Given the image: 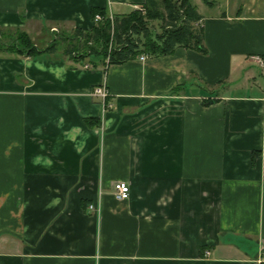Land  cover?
<instances>
[{"label":"crops","instance_id":"crops-1","mask_svg":"<svg viewBox=\"0 0 264 264\" xmlns=\"http://www.w3.org/2000/svg\"><path fill=\"white\" fill-rule=\"evenodd\" d=\"M144 3L0 0V26L71 33ZM198 3L205 54L0 52V264H264V0Z\"/></svg>","mask_w":264,"mask_h":264},{"label":"trees","instance_id":"trees-1","mask_svg":"<svg viewBox=\"0 0 264 264\" xmlns=\"http://www.w3.org/2000/svg\"><path fill=\"white\" fill-rule=\"evenodd\" d=\"M141 8L114 14L110 19L103 8L93 7L90 10L93 24L89 29L76 27L71 33L61 32L42 49L36 48L24 30L0 26V52L36 56L56 52L61 44L65 55L73 58L97 55L108 63H123L141 53L169 55L180 46L207 53L199 23L202 16L191 0H145ZM96 14L101 15L98 21H94ZM154 21L158 30L152 25Z\"/></svg>","mask_w":264,"mask_h":264},{"label":"built area","instance_id":"built-area-1","mask_svg":"<svg viewBox=\"0 0 264 264\" xmlns=\"http://www.w3.org/2000/svg\"><path fill=\"white\" fill-rule=\"evenodd\" d=\"M142 9V8H138ZM110 19H112V15H108ZM101 19V15L96 14L94 17V21H98ZM149 55L145 53L139 54L140 60H145ZM251 59L261 68H264V58L259 55H251ZM91 95L100 97L103 101L109 96V92L105 86V84H99L93 87L91 91ZM108 105V104H107ZM114 195L117 199L123 200L126 199L129 195V184L123 180L116 181L113 185ZM93 206H90L92 208Z\"/></svg>","mask_w":264,"mask_h":264},{"label":"rangeland","instance_id":"rangeland-1","mask_svg":"<svg viewBox=\"0 0 264 264\" xmlns=\"http://www.w3.org/2000/svg\"><path fill=\"white\" fill-rule=\"evenodd\" d=\"M191 1H192L193 5H195V4H197L199 6L202 5V4L198 3V0H191ZM219 9L220 8H217L216 6H213L210 9L207 8V10L209 12H216V11H219ZM152 25L154 26L155 30H158V26H157V22L156 21L152 22ZM53 28H55V29H53L54 31L53 30L51 31V28H50V31H49V30L45 29V27H44V32L41 35H37V34H33L32 36L29 35L30 38H31V41L33 42V44H35L36 48H38V49L45 48L52 41V39H54L55 37H57L59 35V33L65 32V31H60L59 30L60 28L58 26H55ZM65 33L67 34V31ZM63 46L64 45L60 44L58 46V50L59 51L62 50L61 48H63ZM255 70H256V75L260 76V71L261 70L258 69V68H255ZM244 91L245 90H243V89H239L238 93H241V92H244Z\"/></svg>","mask_w":264,"mask_h":264}]
</instances>
